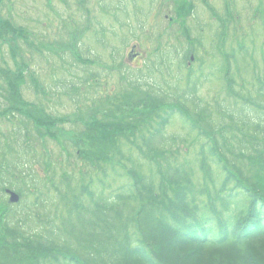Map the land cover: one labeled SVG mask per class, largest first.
Listing matches in <instances>:
<instances>
[{"label":"trees","instance_id":"16d2710c","mask_svg":"<svg viewBox=\"0 0 264 264\" xmlns=\"http://www.w3.org/2000/svg\"><path fill=\"white\" fill-rule=\"evenodd\" d=\"M1 24V36L7 32L26 39L24 29L5 20ZM191 57L189 49L178 67L189 65ZM188 70L189 82L193 74L192 68ZM3 73L10 104L2 115L9 121L17 119L20 127L0 146V264H264V80L255 95L245 99L232 86L234 82L225 79V91L241 107V112H232L217 105L218 113L231 125L220 122L223 118L218 116L212 119L204 108L192 110L180 100L171 102L165 93L148 90L139 80L140 84L128 81L116 111L138 117L126 123L104 113L105 121L100 122L94 112L85 129L67 142L59 140L61 129H56L67 119L52 117L24 99L27 77L33 79L28 65L21 62L15 71ZM68 90L69 95L80 94L75 85ZM173 119L182 120L203 138L196 153L199 149L197 161L205 183L197 188L191 168L180 164L178 150L166 149L160 141ZM251 129L259 131L260 139L251 136ZM230 131H235L232 140L225 135ZM46 138L62 142L69 158L72 150L88 162L91 169L80 170L79 191L61 165L63 172L56 178L51 156L44 155ZM37 139L43 149L38 163L43 165L44 178L36 177L31 160L18 157L15 163L16 145L21 143L35 157L30 142ZM126 161L140 163L129 168ZM144 163L151 165L150 177L155 174L157 179L139 172ZM108 168L112 173L124 171L121 176L126 180L114 195L105 197ZM90 171L100 177L98 200L91 190L93 177L86 175ZM11 189L20 196L15 205L6 199ZM52 189L58 199L50 193ZM28 195L33 200L27 205ZM82 196L92 199L90 207L82 204ZM55 201L62 212L59 219L48 215L49 202Z\"/></svg>","mask_w":264,"mask_h":264},{"label":"rangeland","instance_id":"374dc122","mask_svg":"<svg viewBox=\"0 0 264 264\" xmlns=\"http://www.w3.org/2000/svg\"><path fill=\"white\" fill-rule=\"evenodd\" d=\"M187 8L190 10L185 12ZM1 20L24 29L26 39L7 32L1 36ZM189 49L193 50L194 59L186 67H178V61ZM79 58L89 63H82ZM21 62L28 65L33 78L31 81L27 77L28 84L22 89L24 99L52 117L68 120L56 128L61 129L60 141L70 142L80 134L94 112H98L100 122L105 121L104 113L127 120L126 123L137 118L138 115L127 117L131 114L128 111H116L128 81L165 93L171 102H185L192 110L204 108L212 119L218 116L224 120L220 122L231 125L232 121L218 113L217 105L227 106L232 112H241V107L225 91V79L233 81L232 86L245 99L255 95L254 90L264 80V0H0V146L20 127L17 119L9 121L2 115L10 104L3 71H15ZM189 67L193 75L188 82ZM241 84L244 85L238 87ZM72 85L80 88V94L67 93ZM252 110L249 114L258 117ZM73 120L80 123L74 124ZM189 128L182 120L173 119L160 141L164 148L178 150L180 164L191 168L189 173L197 188L205 183L203 168L197 161L199 149L196 153L203 138ZM250 133L255 139L261 137L258 130L251 129ZM234 134L235 131L225 133L230 140ZM234 141L239 145V140ZM30 143L37 155L32 157L18 143L15 163L18 164V157L31 160L36 177L44 178L43 165L38 163L43 152L40 139ZM45 144L44 155L51 156L56 178L63 172L61 165L71 177V186L79 191L83 180L80 170L91 169L88 162L72 150L69 158L62 142L46 138ZM125 163L130 168L140 162ZM150 168L144 163L138 170L150 177ZM123 173H112L108 168L105 197L114 195L124 184ZM86 175L93 177L91 190L98 200L102 190L100 177L93 171ZM152 175L151 179L158 178ZM50 193L58 199L56 191L52 189ZM27 198L28 205L33 198ZM81 201L87 207L92 204V199L85 196ZM55 204L56 201L49 202L48 215L59 219L61 208Z\"/></svg>","mask_w":264,"mask_h":264},{"label":"water","instance_id":"95a60500","mask_svg":"<svg viewBox=\"0 0 264 264\" xmlns=\"http://www.w3.org/2000/svg\"><path fill=\"white\" fill-rule=\"evenodd\" d=\"M18 200V195L14 192L10 193V201L11 202H16Z\"/></svg>","mask_w":264,"mask_h":264}]
</instances>
